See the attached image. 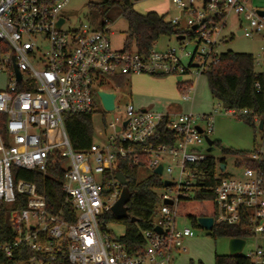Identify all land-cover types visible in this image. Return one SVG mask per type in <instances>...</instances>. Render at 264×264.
Returning a JSON list of instances; mask_svg holds the SVG:
<instances>
[{
	"label": "built area",
	"instance_id": "obj_1",
	"mask_svg": "<svg viewBox=\"0 0 264 264\" xmlns=\"http://www.w3.org/2000/svg\"><path fill=\"white\" fill-rule=\"evenodd\" d=\"M69 1L0 0V74L6 77V88L0 90V206L5 208L0 256L5 264H171L174 254L185 250L183 242L194 236L188 220L178 214V203L204 186L200 167L210 157L205 139L213 133L217 112L160 113L129 104L124 118L108 125L112 134L105 143L93 142L84 153L72 150L65 117L94 114L97 103L110 113L98 95L107 93L103 86L115 77L138 74L189 76L181 91L182 100L191 102L195 81L219 60L216 48L228 17L238 19L240 36H259L264 43V9L253 7L251 0H171L174 12L166 20L180 32L173 37L180 53L158 52L154 44L142 55L134 47L113 50L108 25L93 29L81 23L63 31ZM189 43L192 53L184 52ZM261 50L264 60V46ZM254 87L260 91L258 83ZM115 100L116 95L111 112L117 108ZM225 110L230 116L252 114ZM162 127L173 136L172 143H156ZM50 156L65 161L61 191L73 221L72 213H49L35 184L16 180V170L45 174ZM263 156L262 151L249 154L242 161L250 167L238 168L239 176L227 173L225 164L221 172L222 163L216 164L211 188L212 230L215 225L240 227L245 238L226 240H244L234 256L251 264H264L260 247L244 252L246 239H264V174L251 167ZM167 160L174 162L176 176L165 166ZM120 164L136 166L162 183L153 228L142 233L144 245L133 253L107 229L106 217L122 192L115 179ZM159 166L161 174L156 175Z\"/></svg>",
	"mask_w": 264,
	"mask_h": 264
},
{
	"label": "trees",
	"instance_id": "obj_2",
	"mask_svg": "<svg viewBox=\"0 0 264 264\" xmlns=\"http://www.w3.org/2000/svg\"><path fill=\"white\" fill-rule=\"evenodd\" d=\"M118 6L121 16L127 23V38L124 50L132 47L146 55L161 37H174L180 32L167 20V14L159 15L156 12L145 14L137 13L133 9L132 0H103L100 4H90L91 10L103 13L106 9ZM110 21L105 19L101 26H107ZM206 77L208 89L213 100L224 109L249 110L252 114L243 116L244 122L251 128L260 121L264 123V72L256 73L254 70V58L250 54L225 52L220 54L219 60L213 63L203 74ZM259 84L257 92L254 85ZM264 127V124H263ZM64 129L73 151L84 153L93 144L94 130L92 126V114L67 115L64 120ZM157 144H170L173 136L165 128L159 129ZM214 145V144H213ZM224 154L238 156L246 159L250 153L232 150H224ZM223 163V162H221ZM49 166L45 174L32 171L16 170V180L22 179L36 185L39 193L46 197L47 210L51 214L59 211L64 214L73 212L65 203V196L61 191V183L65 172V161L61 158L49 157ZM224 164V163H223ZM238 164V163H237ZM250 165V164H249ZM251 167L264 174V156ZM204 172V186L199 188L190 199H180L178 214L185 217L193 229H200L198 220L212 218L215 208L212 200L211 188L215 185L214 174L216 162L209 157L208 161L200 167ZM118 170L128 181L127 190L130 200L126 204L128 219L117 221L112 215L106 217L110 222L120 223L124 226V234L119 238L130 253L140 250L143 245L142 233L151 230L157 212V191L162 188L160 179L154 175L140 178L138 167L128 168L126 164H120ZM15 208H17L15 206ZM0 230L5 227L4 206H0ZM131 219L135 222L131 223ZM211 235L217 238H245L240 227L229 225H215ZM0 264L5 261L0 256ZM215 264H251L241 256H216Z\"/></svg>",
	"mask_w": 264,
	"mask_h": 264
},
{
	"label": "rangeland",
	"instance_id": "obj_3",
	"mask_svg": "<svg viewBox=\"0 0 264 264\" xmlns=\"http://www.w3.org/2000/svg\"><path fill=\"white\" fill-rule=\"evenodd\" d=\"M103 0H70L65 8V18L67 20L63 31L74 29L81 23L88 24L93 29L101 27V23L107 19L110 21L108 30L112 33L111 46L113 50L120 51L124 48L127 38V23L121 16L118 6L106 9L103 13L91 10L90 4H100ZM133 9L140 14L147 12H159L160 15L174 12L171 0H139L133 2ZM251 5L258 9H264V0H251ZM168 16V15H167ZM238 19L230 15L227 19L226 27L220 33V43L216 48L218 54L225 52L250 54L254 58V70L256 73L264 72V60H262L264 46L259 36L246 38L238 36ZM242 28H246L243 23ZM158 52L167 49H174L179 54V45L173 37H161L156 43ZM194 45L189 43L184 52L192 53ZM260 60V62H257ZM187 63L186 60L183 61ZM187 75H168L165 77H154L144 74L131 76L127 81L126 77H115L109 84L104 85L103 89L107 93L116 95V109L114 112H102L99 103L97 109L92 114V126L94 130L93 142L103 145L112 131L108 125L115 119L124 118V108L126 105H133L135 109L147 110L160 113L167 112H187L194 114H209L217 112L214 119L213 133L209 139L213 142V151L210 157L216 164L223 162L226 165V172L239 176L241 167H250L249 163L243 162L242 158L224 154V150L254 153L262 151L264 153V127L259 129L258 124L255 128L249 127L243 117L230 116L226 110L219 106L212 99L205 76H200L193 85L191 102L182 100L181 84L189 81ZM6 88V77L0 74V90ZM103 137H102V136ZM101 136L102 138H100ZM207 149L206 145H203ZM248 157V156H247ZM238 163V164H237ZM165 166L171 167L173 176L177 175V169L172 160H167ZM217 177H220L216 170ZM149 173L140 170V178L147 177ZM158 193V191H157ZM184 225H189L184 219H180ZM107 229L114 238H120L124 234V226L120 223L109 222ZM194 236L183 242L184 251L175 253L171 264H215L216 256H226L229 254L228 241L224 238L215 239L210 233L201 229H193ZM256 247L264 250V239H246L244 252L253 251Z\"/></svg>",
	"mask_w": 264,
	"mask_h": 264
},
{
	"label": "water",
	"instance_id": "obj_4",
	"mask_svg": "<svg viewBox=\"0 0 264 264\" xmlns=\"http://www.w3.org/2000/svg\"><path fill=\"white\" fill-rule=\"evenodd\" d=\"M133 2L139 1V0H132ZM263 15V13H260ZM62 23V20L59 22ZM238 36H240V32L236 33ZM178 40H182V37H178ZM18 75V79H19ZM103 109L107 112H111L114 109V98L115 94L113 93H104V92H99L98 93ZM263 121H260L259 123V129L263 128ZM206 144L209 146L208 152L213 151V142L209 139H205ZM225 170V165L222 163L220 164V171L224 172ZM154 174L160 175L161 174V166H159L157 169H155ZM115 179L118 181V183L122 186V192L120 195L119 200L115 203V205L112 207L111 212L115 220L121 221V220H126L128 219V213L126 209V204L130 200V194L127 190V185L128 181L125 179L123 174L120 171H117L115 174ZM169 183L165 182L164 186H168ZM170 204V203H168ZM135 220L131 219V223H134ZM198 225L206 230V231H211L212 226H213V221L210 218H201L198 220ZM155 231L160 232L159 228H155ZM244 246V240L242 239H230L228 242V247H229V254L228 256L233 257L234 255L240 253Z\"/></svg>",
	"mask_w": 264,
	"mask_h": 264
},
{
	"label": "crops",
	"instance_id": "obj_5",
	"mask_svg": "<svg viewBox=\"0 0 264 264\" xmlns=\"http://www.w3.org/2000/svg\"><path fill=\"white\" fill-rule=\"evenodd\" d=\"M156 13H157V14H159V12H158V11H157ZM160 14H161V13H160ZM160 14H159V15H160ZM165 14H167V15H170V13H169V12H168V13H165ZM126 79H127V81H128V80L130 79V77H127ZM190 111H191V110H190ZM191 112H192V111H191ZM169 113H175V112H169Z\"/></svg>",
	"mask_w": 264,
	"mask_h": 264
}]
</instances>
